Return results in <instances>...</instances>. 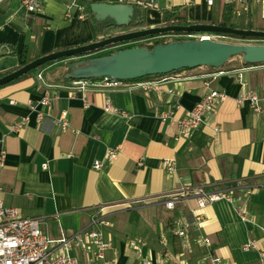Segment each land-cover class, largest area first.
Here are the masks:
<instances>
[{"label": "crops", "instance_id": "crops-1", "mask_svg": "<svg viewBox=\"0 0 264 264\" xmlns=\"http://www.w3.org/2000/svg\"><path fill=\"white\" fill-rule=\"evenodd\" d=\"M147 1L76 0L67 9L66 0H47L41 11L30 13L17 0H5L0 5V77L18 69L24 59L29 62L107 38L94 31L88 9L92 3L134 6L144 15L141 29L161 26L163 14L169 12L191 24H219L225 17L234 28L264 31V6L256 3L224 5L218 1L208 6L205 0H155L154 8L137 5ZM258 44L264 41L252 45ZM67 71L65 64L55 62L0 87V151L4 152L0 185L5 206L39 219L41 230L52 239L60 231L73 234L88 227L99 209L110 222L124 215L127 222L131 215L139 219L157 215L155 225L150 226L154 235L148 228L142 241L152 261L166 250V264H178L174 257L183 249L182 240L171 233L172 225L195 212L202 215V221L191 236L203 235L209 245L193 246L185 255L186 264H212L208 253L222 264H261L264 112L254 114L247 103L238 105L235 99L245 90L263 89L264 65L247 66L236 56L218 69L198 67L145 79L162 80L164 90L172 89L175 95L135 88L83 92L72 89L71 81L64 78ZM238 74L245 87L239 84ZM207 90L223 92L226 98L188 138L178 135L173 121L160 120V113L175 105L176 117L183 116ZM46 91L55 93L57 99L43 107L37 102ZM107 102L127 116L105 112ZM37 111L44 114L40 122ZM62 112L68 121L65 130L57 120ZM23 119L26 122L18 126ZM114 148H118L116 157L107 161L106 151ZM164 159L173 161L174 171L162 168ZM95 161L102 163L99 169L94 168ZM200 188L227 190L233 201L197 210L194 198L180 197L174 210L164 207L169 197ZM238 207L247 221L240 219ZM111 227L105 229L113 243L107 258L116 264H133L137 257L130 261L124 251L136 233L124 243L117 242L123 250L118 258ZM161 233L166 248L159 242ZM250 242L256 248L243 249ZM72 255L85 264L80 250L75 248Z\"/></svg>", "mask_w": 264, "mask_h": 264}, {"label": "built area", "instance_id": "built-area-1", "mask_svg": "<svg viewBox=\"0 0 264 264\" xmlns=\"http://www.w3.org/2000/svg\"><path fill=\"white\" fill-rule=\"evenodd\" d=\"M5 0H0V5ZM19 4L30 13L41 11L43 4L47 0H17ZM66 8L69 9L75 5L76 0H66ZM221 2L224 5L233 4H247L249 2L256 3L264 6V0H205L208 6H212L215 2ZM142 8L156 7L155 0L137 3ZM82 18V14L79 15ZM222 39L223 37L212 34H194V35H165L159 36L155 41H140L141 44L137 46H151L154 42L169 43L176 40H215ZM138 42V41H136ZM135 44V42L129 43ZM239 84L242 87L246 86L240 74L237 75ZM162 80H142L137 82L121 81L101 77L97 79L87 80H72V89H79L83 92L88 90L109 91L117 89H139L143 93L156 92L161 93L164 88L161 85ZM169 95H175L172 89L164 90ZM226 98L223 92L216 90H207L201 99L194 105V107L186 111L183 116L176 117V110L178 105L172 109H168L160 113L159 118L162 122L173 121L177 126V132L180 137L188 138L190 134L199 127L205 116L213 114L216 106ZM57 99V95L45 92L41 100L37 102L38 105L47 107L50 105L51 100ZM238 105L247 103L249 108L254 114H261L264 112V87L261 91L245 90L241 92L238 98L235 99ZM33 105V104H32ZM33 107V106H31ZM34 109V107L32 108ZM105 112L121 114L127 116L124 111L116 107H112L108 102L104 106ZM37 121L40 122L44 114L41 111L36 112ZM60 128L65 130L68 127L66 113L62 112L58 117ZM26 122L23 119L18 126ZM118 152V148L108 149L106 151V160L112 161ZM4 152L0 151V167L2 165ZM102 166L100 161L94 162V168L99 169ZM47 165L44 164L43 168ZM162 168L167 172L174 171L173 161L171 159H164L162 161ZM3 190L0 185V264H80L77 257L72 255L73 249L80 250L86 259L85 264H92L89 259L93 257L99 264H115V260L109 259L106 256L107 251L113 249L112 239L109 234L105 233V229L112 226L103 212L99 209L91 218L89 226L80 229L76 233L67 234L60 231L56 239L50 238L46 233L41 230L40 221L37 218L24 217L17 209L5 206L1 194ZM250 192L246 191L248 195ZM180 197H192L196 201L197 210H202L208 205L219 201L232 202L233 197L227 190H206L200 188L197 190H185L178 195L169 197L164 202V207L167 210H174ZM193 212V211H192ZM238 214L242 221H247L243 208L238 207ZM202 215H191L189 218H181L172 225L171 233L173 236L179 238L183 242V249L177 253L174 259L178 264H186L185 255L189 253L193 246H208L209 239L203 235L197 237L191 236V231L201 224ZM264 233V228H263ZM159 242L166 248V237L160 234ZM145 246L144 242L130 241L126 247L132 251L137 252V259L133 264H166L165 258L169 256L168 252L164 250L162 255L155 261L151 258L142 257L141 251ZM256 246L253 242L247 243L243 249H255ZM212 264H222L220 258L208 253L206 256ZM259 259L261 264H264V250L259 251Z\"/></svg>", "mask_w": 264, "mask_h": 264}, {"label": "water", "instance_id": "water-1", "mask_svg": "<svg viewBox=\"0 0 264 264\" xmlns=\"http://www.w3.org/2000/svg\"><path fill=\"white\" fill-rule=\"evenodd\" d=\"M90 12L96 21L110 19L117 27L127 25L135 7L126 4L92 3ZM200 33L221 37L256 38L264 41V31L238 29L216 24H191L188 26H153L115 34L92 43L64 49L35 58L18 69L0 77V87L31 73L40 66L61 59L89 55L122 42L144 40L145 37L169 35L168 33ZM240 56L249 66L264 65V44H233L215 40H176L159 43L151 50L143 46L126 48L109 55L94 57L67 66L66 80H87L106 77L131 81L147 76L167 75L181 69L198 67L221 68L233 57Z\"/></svg>", "mask_w": 264, "mask_h": 264}, {"label": "rangeland", "instance_id": "rangeland-1", "mask_svg": "<svg viewBox=\"0 0 264 264\" xmlns=\"http://www.w3.org/2000/svg\"><path fill=\"white\" fill-rule=\"evenodd\" d=\"M236 28V27H235ZM241 29V28H240ZM132 30H136V29H131L128 27H117L114 30H110L108 31L105 35L109 36L112 34H118V33H124V32H129ZM159 36H156L154 38H149V39H144V40H139L138 42H135V44H123V45H119V46H114V47H109L107 49L89 54V55H85V56H80V57H73V58H67V59H61L57 62H62L63 64H65L66 66H68L69 64L75 63V62H82V61H87L88 59L94 58V57H99L103 54L108 53L111 50L117 49V48H121V47H125L128 45H140L141 42L140 41H155V39H157ZM216 41H220V42H226V43H233V44H254V43H258L259 40H241V39H235V38H231V37H224L222 39H216ZM132 43V42H131ZM61 51V50H60ZM56 52V51H54ZM135 221L131 220V218L129 219V221L127 222V216L124 215L123 217H120L118 220L116 219H111V222H114V226L113 228L111 227V229L109 230V232L113 235L114 241H115V257H120L123 255V250H122V246L118 245L117 242L119 240H121L123 243L124 241L127 240V236H133L131 234L136 233L134 237V242H138L140 243L143 238H144V231H146L148 228H150V226L155 225V221L157 220V215H142V218L139 219L137 216H135ZM139 219V222L136 221ZM109 220V219H108ZM138 222V223H137ZM136 229V230H135ZM151 230V228H150ZM150 233L151 235H154V232L151 230ZM138 237L140 239H135V237ZM132 237V238H133ZM144 242V241H142ZM74 250V249H73ZM72 250V251H73ZM147 247H143L142 251H141V256L142 257H146L147 256ZM137 252L132 251L131 249L127 248L124 251V256H126L128 260L132 261L133 259H135L137 257ZM90 261L93 263L97 262L94 260L93 257L90 258ZM99 263V262H97ZM116 264V263H115Z\"/></svg>", "mask_w": 264, "mask_h": 264}, {"label": "trees", "instance_id": "trees-1", "mask_svg": "<svg viewBox=\"0 0 264 264\" xmlns=\"http://www.w3.org/2000/svg\"><path fill=\"white\" fill-rule=\"evenodd\" d=\"M89 7H90V5H88V9H89ZM89 12H90V9H89ZM90 14H91V17H92V20H93L94 31L96 32V34L105 35L108 31L117 28V26L114 25L112 20L106 19V20H103V21H96L94 19V17H93L91 12H90ZM224 14L228 15L227 10L225 11ZM144 24H145V19H144L143 13L135 8L134 14H133V17H132L131 21L127 25H125L123 27H128V28H131V29H141ZM188 25H191V23H188L185 19H183L182 17H180L176 13L165 12L163 14V16H162V24H161V26H188ZM216 25L234 28L233 26H231L229 24L228 19L225 18V17H224V19H223V21L221 23L216 24ZM247 29H251V28L248 27ZM168 34L169 35H188V34L194 35V34H200V33H181V32L173 33L172 32V33H168ZM111 36H113V35H110L108 37H111ZM222 36L231 37V38H235V39H241V40H259V39L252 38V37H250V38H247V37H234L232 35H222ZM149 38H154V37L149 36V37H145L143 39H149ZM136 41H139V40L122 42V43H119L117 45H113V46L111 45L110 47L119 46V45L131 43V42H136ZM159 43L160 42H154L153 45L147 46L146 48L151 50L154 46H156ZM136 46L137 45H128V46H125V47L117 48V49L111 50L108 53L103 54L101 56L109 55V54H112L114 52H118V51L126 49V48H133V47H136ZM107 48H109V47H107ZM55 62H57V61L48 62V63L40 66L38 69L43 68V67H45L47 65L53 64ZM26 63H27V59L22 60V64L23 65L26 64ZM245 65L249 66L248 64H245ZM224 66L225 65H223L222 67H224ZM181 70H185V69H181ZM181 70H178V71H181ZM178 71H174V72H178ZM174 72H172V73H174ZM29 74H26L24 76H27ZM24 76H22V77H24ZM159 76H162V75H159ZM153 77H157V76H147V77H143V78H140V79L131 80L130 82L142 81V80H145V79H148V78H153ZM66 81H72V80H66ZM130 218H131V220L135 221L136 217L134 215H131Z\"/></svg>", "mask_w": 264, "mask_h": 264}]
</instances>
